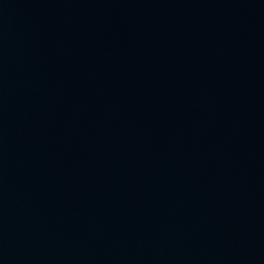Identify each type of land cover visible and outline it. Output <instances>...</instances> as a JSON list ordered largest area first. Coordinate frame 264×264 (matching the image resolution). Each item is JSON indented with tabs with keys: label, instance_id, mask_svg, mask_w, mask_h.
<instances>
[{
	"label": "water",
	"instance_id": "water-1",
	"mask_svg": "<svg viewBox=\"0 0 264 264\" xmlns=\"http://www.w3.org/2000/svg\"><path fill=\"white\" fill-rule=\"evenodd\" d=\"M0 264H264V0H0Z\"/></svg>",
	"mask_w": 264,
	"mask_h": 264
}]
</instances>
